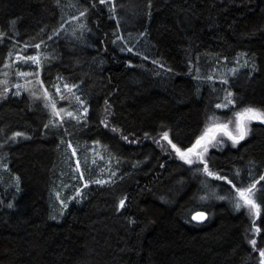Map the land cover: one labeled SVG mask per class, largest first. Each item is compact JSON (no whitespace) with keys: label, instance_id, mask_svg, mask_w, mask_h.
Wrapping results in <instances>:
<instances>
[{"label":"trees","instance_id":"trees-1","mask_svg":"<svg viewBox=\"0 0 264 264\" xmlns=\"http://www.w3.org/2000/svg\"><path fill=\"white\" fill-rule=\"evenodd\" d=\"M67 2L0 0V71L11 37L47 42L53 57L42 66L44 85L52 90L61 77L78 83L89 104L86 121L56 127L40 99L0 101V163L19 181L10 190L0 182V264H261L264 122H248L236 144L214 126L228 124L236 135L237 112H264V0H77L85 30L52 38ZM242 53L256 70L245 67L229 81L192 72L198 64L205 70L209 58L234 61ZM228 90L234 105L219 110ZM213 124L215 140L197 149L207 147L203 160L181 159L172 145L187 151ZM68 138L100 144L119 172L91 184L57 222L52 191ZM253 184L255 217L226 198ZM199 210L209 213L205 223L192 220Z\"/></svg>","mask_w":264,"mask_h":264},{"label":"rangeland","instance_id":"rangeland-1","mask_svg":"<svg viewBox=\"0 0 264 264\" xmlns=\"http://www.w3.org/2000/svg\"><path fill=\"white\" fill-rule=\"evenodd\" d=\"M110 4L113 10L112 1ZM65 5L66 20L52 38H60L69 33L75 35L78 29L85 30V12L79 7L77 0H68ZM3 38L4 35L0 32V41ZM10 40V51L6 63L0 71V101L9 94H27L33 99H40L44 102L50 112L53 126L64 125L69 120L86 121L89 114V104L78 83H68L61 77L52 90L44 85L42 66L47 59L53 57L50 44L43 42L37 47L32 43H22L15 37H11ZM118 40H122L123 45L128 50H134V47L129 45L128 40L123 35L119 34ZM32 56L38 57L39 63H33L27 59ZM208 60L214 62L207 64L205 70L199 64L193 66L192 72L196 78L210 81H229L234 74L243 68L251 66L250 68L256 70L257 67L255 59L246 53L238 55L234 61L219 57L215 60L211 58ZM20 73H29V75L22 76ZM229 99L232 101L231 104H228ZM53 104L55 105L54 109ZM226 104L227 106L224 107L223 105ZM218 105H221V107H217L219 110L233 106V92L228 90L224 101ZM55 112L60 114L57 116ZM68 113H72V115L69 116ZM210 126H214V124L208 125L206 128ZM249 127L247 123V128L249 129ZM211 141L205 142L204 145H210ZM63 153L65 167L61 172L57 187L52 191L51 219L57 222L61 221L71 203L83 201L91 184L96 183L95 181L112 182L117 178L119 172L115 158L98 143L81 145L68 138L64 141ZM0 182L6 190L19 188L18 178L11 176L9 166L5 161L0 163ZM227 197L229 201H233L235 207L237 202L243 203V201H239L238 197ZM244 207L248 208L251 214L253 212L252 216H256L254 210H250L248 206Z\"/></svg>","mask_w":264,"mask_h":264},{"label":"snow or ice","instance_id":"snow-or-ice-1","mask_svg":"<svg viewBox=\"0 0 264 264\" xmlns=\"http://www.w3.org/2000/svg\"><path fill=\"white\" fill-rule=\"evenodd\" d=\"M101 2H103V0H101ZM81 15H83V13H81ZM37 47H39V45H37ZM27 59L31 60L33 63H39L38 57L32 56V57H28ZM20 75L22 76L29 75V73H20ZM231 103L232 101L229 99L228 104H231ZM223 106L226 107L227 104ZM52 107L54 109L55 105L53 104ZM217 107H221V105H217ZM59 114H60L59 112H55V115L58 116ZM68 115L71 116L72 113H68ZM235 115H236V130H237L236 135H233L231 131H228V124L214 126L215 130H219L223 132L224 134L228 135V137L233 141L234 144L239 143V141L243 140L245 136L247 135V132H248L247 123L248 122L253 121V120L264 122V112H261L254 108H246L241 112H237ZM229 123H231V121H229ZM214 127L210 126L206 128L203 135L196 141L193 147L187 150V152H182L179 148L176 147L175 144L172 145L173 149L179 154L181 159H185V161L189 164L193 163V160L189 158L190 155H195L202 161L203 152H207V147L203 148V152H198L197 149L201 148L202 144H204L205 142H210L211 140H215ZM20 135H22V133H15L13 138H15V136H20ZM163 138L165 140L168 139L167 133L164 134ZM169 143H171V141H169ZM204 171L209 176L214 175V173L209 171L206 164L204 167ZM261 179H264V177H262ZM95 182L103 183V181H95ZM229 183L231 182L229 181ZM255 188H256V185L253 184L246 189H237L239 201H243V203L237 202L236 207L240 208V207L248 206L250 210H254L255 214L258 216L260 212V208L255 202V200L253 199V196L255 194ZM123 206H124V200H121L120 207H123ZM205 218L206 217L204 213H197L196 216L193 217V219L201 220V221ZM257 231H259V229H257ZM251 243L255 245V240L251 241ZM260 255L261 257H264V251H261ZM261 264H264V260L261 261Z\"/></svg>","mask_w":264,"mask_h":264},{"label":"water","instance_id":"water-1","mask_svg":"<svg viewBox=\"0 0 264 264\" xmlns=\"http://www.w3.org/2000/svg\"><path fill=\"white\" fill-rule=\"evenodd\" d=\"M185 152H187V151H185ZM197 213H204L206 218L203 219L202 221H201V220L193 219V217L196 216ZM209 217H210V216H209V213L206 212V211H204V210H199V211H196V212H194V213L192 214V220H193L195 223H199V224H201V223H205V222L209 219Z\"/></svg>","mask_w":264,"mask_h":264}]
</instances>
